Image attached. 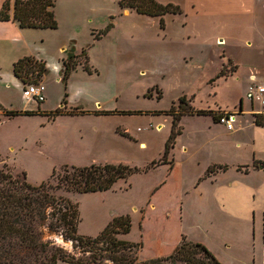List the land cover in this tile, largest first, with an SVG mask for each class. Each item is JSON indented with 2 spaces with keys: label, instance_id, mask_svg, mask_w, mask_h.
I'll list each match as a JSON object with an SVG mask.
<instances>
[{
  "label": "rangeland",
  "instance_id": "1",
  "mask_svg": "<svg viewBox=\"0 0 264 264\" xmlns=\"http://www.w3.org/2000/svg\"><path fill=\"white\" fill-rule=\"evenodd\" d=\"M195 1L191 10L207 27L195 25L197 19L194 25H184L183 17L177 16L165 20V33L154 17L133 15L117 16V28L98 39L94 38L97 29L81 28L73 38L79 63L68 76L66 106L111 113L48 119L45 115L8 117L0 112V168L38 184L62 165L121 162L137 167L138 171L108 191L57 192L77 203L78 233L95 235L110 216L128 214L132 228L124 238L142 242V259L167 255L181 234L209 246L222 264H263L264 172H236L241 164L234 154L237 150L231 148L223 158L216 143L234 137L223 126L208 128L209 116L182 117L181 133L170 141L171 117L162 111L176 104L179 96L189 98L193 93L196 97L190 104L195 107L206 108L216 101L230 109L252 82L249 74L264 84V0ZM186 2L183 8L190 13ZM182 3L179 0L180 7ZM57 26L53 31L31 30L29 50L49 61L58 56L57 44L67 41L69 30L63 22ZM131 27L142 34L131 33ZM12 46L0 42V103L8 110L27 101L35 107L36 101L22 99V82L11 71ZM221 48L225 56L220 59L236 61L238 71L215 83L213 97L202 77L219 62L221 52L217 56L214 52ZM82 49L95 70L90 75L82 68ZM45 76L43 82V76L28 73L24 84L40 81L45 85L41 106L50 112L60 106L63 83L53 73ZM262 95L256 94L254 108L261 106ZM243 101L249 108V101ZM226 165L216 181L208 178V166L214 172ZM225 189L233 193L224 203L206 198L207 190ZM44 235L70 249V242L59 234L45 230Z\"/></svg>",
  "mask_w": 264,
  "mask_h": 264
},
{
  "label": "trees",
  "instance_id": "2",
  "mask_svg": "<svg viewBox=\"0 0 264 264\" xmlns=\"http://www.w3.org/2000/svg\"><path fill=\"white\" fill-rule=\"evenodd\" d=\"M118 6L132 8L137 13L159 17L179 13L180 7L172 2L158 0H119ZM11 20L22 28L54 29L57 21L54 14V0H4L0 6V21ZM112 23L99 30L94 38L105 35ZM82 68L87 73L95 72L88 64L87 52L82 49ZM78 54L70 46L61 59V82H65L79 63ZM233 70V69H232ZM13 75L25 83L27 74L41 77L46 73L43 61L33 57H22L13 63ZM66 92L61 106L43 113L48 119L58 115L77 114L83 111L63 108ZM184 95L178 97L164 114L171 116L169 140L173 141L181 133L180 118L185 114H211L217 118L220 112L194 110ZM0 112L5 116L36 115L37 111L7 110L0 104ZM109 114L110 111H101ZM253 122L264 126V111L253 113ZM167 150L165 149V153ZM153 164V161L151 162ZM264 166V163H261ZM253 167H257L254 162ZM221 168H225L222 166ZM264 168V167H263ZM209 167L207 172H211ZM139 168L124 163H90L84 166L62 165L53 169L48 180L38 184L29 183L24 177L18 178L0 168V264H222L202 243L191 241L180 235L175 247L167 255L142 259L139 251L142 242H130L124 236L130 231L131 220L128 214L112 217L94 236L78 233L80 221L77 203L69 197L57 193L59 190L74 193L102 192L113 189L118 180H126ZM247 170L246 167L244 169ZM48 230L59 234L70 242V249L45 237ZM261 241L264 264V211L261 218Z\"/></svg>",
  "mask_w": 264,
  "mask_h": 264
},
{
  "label": "crops",
  "instance_id": "3",
  "mask_svg": "<svg viewBox=\"0 0 264 264\" xmlns=\"http://www.w3.org/2000/svg\"><path fill=\"white\" fill-rule=\"evenodd\" d=\"M3 1L4 0H0V6H1V3ZM118 1L119 0H54V14H55V18H56L57 25H58L57 28H59L61 26V23L63 22L64 26L69 30V32L67 35L68 36L67 41L64 42L65 40H61V42H59V44H57L58 56L56 55L50 61L47 59H44L38 53L33 54V52L31 50H29L30 47H29V40L28 39H29L30 35L32 34V33H30V31L35 30V29H41V28H22V27H19L16 22L11 21V20L0 21V42H3L5 44H6V42H11L13 45L9 49L11 54H12V59H11V63H10L11 71H12L13 63L15 61H17L19 58L33 57L37 60L43 61L45 64L46 73L42 75L43 76V82L46 78L45 75L47 74V72L53 73L58 79H61V69H62L61 59L63 57H65L66 51L70 46L73 47V52H74V54L77 55V52L75 51V47L73 45V43L75 42L73 38L75 37V34H77L80 31L81 28H83V30L84 29L86 30L88 28H93L94 30L97 29V32H98L99 30L103 29L107 25V23L111 22L112 27L110 28V30H113V29L117 28V18H116L117 16L122 17V19H124L125 17L133 16V15H134V18H139V19H141L143 17H154L158 21V26H159V17L140 14V13H137L132 8H122L121 9L118 6ZM158 1L161 3L172 2L174 4H177L180 7L179 0H158ZM182 2L183 3L180 7L181 12H179V13H165L161 16L162 20H163V25H162V27L159 26V28L162 31H164L165 33L167 31V28H168L167 25L165 24V20L167 18H170V17L174 18L177 16H182L183 20H184V25H187L188 23H191L190 25H194L195 20L197 19V16H196L197 13H196V11L192 12L191 9H194L196 7L195 6L196 1L195 0H188V3L186 2V6H187V4H189L190 13L185 12L186 7L183 8L184 0H182ZM199 7L201 10L205 11L203 8V5H200ZM222 9L225 11L228 10L227 7H222ZM201 19H207V18L201 17ZM208 21L212 22V20H208ZM195 25H197L199 27H204V26L207 27L206 22L204 24H201L200 19H197ZM55 29L56 28H54V29L44 28L42 30H48V31L52 30L53 31ZM130 32L142 34V31L140 29H136V27H131ZM165 33H164V35H166ZM216 41H222V39H217ZM248 43H250V42H248ZM220 52H221V54L218 55V53H220ZM224 52H225L224 48H221V50H218V49L215 50L214 53H216V56L218 55L219 62L217 64L213 63V66H212L213 68H212L211 72L202 77V81H204L205 83L210 85V92H211V95L213 97L216 96V94H217V92H216L217 85H215V83L220 81V80H226L227 77L232 76L233 74H236L238 71V65L235 64L236 61H234L228 57L225 60L220 59L221 57L225 56ZM12 73H13V71H12ZM92 73H87V74L90 75ZM249 78L252 79V82L249 85H263L264 86V84H262L261 82L256 83L255 81H253V78H254L253 74H249ZM67 80H68V78H67ZM67 80L65 82V89L63 86L62 98H63L64 92H66V89H67V87H66L67 86ZM60 82H61V80H60ZM23 84L24 83H22L21 85L23 86ZM248 86L245 89V93L247 91ZM67 95H69V93L67 94V92H66V96ZM44 96H45V85H44ZM184 96L187 98L186 95H184ZM262 96H261V100H260L261 106L259 108H254V106H253V103L258 100V97H256V94H254V96L251 99L247 98L244 94L241 97L239 96L238 104L229 109L226 106H222L220 103H218L216 101L213 102V103H215L214 105L207 106L206 108L195 107L194 105L190 104V101L193 97H196V95H195V93L189 94V98H187V99H190V100L188 103L192 106V108L194 110H209L212 112H229L230 111V113L234 116V123L237 122V119H238V123L236 125H234L233 129H231V130L227 129L224 124L218 122V120H217L218 116H217V118H213L211 114H196V113L185 114V115H182L180 119H182V117H185V116H196V117L209 116L211 118V122L209 121L210 125H208V128H211V126H214V127L223 126L227 131H230V134H232V136L234 137L233 140L222 138V140H219L216 142L218 145L221 146L222 157L223 158L228 157L229 151L231 148L234 150L236 149L237 152H235L234 154L237 155V159H239L238 163H241L240 165H237V167H241V169H238L236 167V169H235L236 172H240L241 174H246V175H254L258 172H264V168H260V165H263L261 163H264V126L256 125L253 122V116H252L253 113H261L264 111V97H262ZM62 98H61V100H62ZM243 98H246L249 101V103H250L249 108L244 107ZM44 101H45V98H44ZM43 102L37 103V106L32 107L29 105L30 103L27 101V102H25V104H20V108H15V109H10V110L37 111L38 113H42V114H36V115H43V113H46V111H47L45 108H43L41 106ZM94 102H97V99H95ZM66 103L63 105L64 109L70 110L73 108V107L67 108ZM61 105L62 104L60 102V106ZM76 108L83 111L82 113H90L93 115H101V113H99V112L105 111V110H100V109L84 110V109H81L79 107H76ZM82 113H77V114H82ZM102 115H105V114H102ZM141 144H144V143L141 141V142H139V145H141ZM254 162L257 164V167L252 166ZM242 163H245V164H242ZM210 166H208V168ZM226 167H227V165L225 166V168ZM245 167L247 169L246 171L244 170ZM219 168L220 169L218 171L208 172L209 173L208 178L209 179L213 178V180H212L213 182L217 180V178L220 174L225 172V169H222L221 167H219ZM199 189L205 193V190L202 187ZM244 189H246V187H244ZM232 193H233V191L230 189H225V190H222L221 192L219 190H215V191H211V190L208 191L207 190L206 198H212V199H214V202H216V203H221V202L224 203L225 202L224 200L226 198H228L229 194H232ZM199 195L202 196V193H199ZM116 215H120V214H116ZM116 215L110 216L108 218V220H106L104 225L112 217H114ZM104 225L102 226V228L104 227ZM131 228H132V224H131ZM89 236H91V235H89ZM92 236H94V235H92ZM185 238H186V236H185ZM179 239H180V236L178 238V241H179ZM128 241L135 242V241H131V240H128ZM178 241L176 242V244L178 243ZM261 244H262V241H261ZM175 245L173 246V248L175 247ZM205 246L209 250H211L209 248V246H207V245H205ZM211 252H212V250H211ZM262 252H263V249H262ZM213 255H215V253H213Z\"/></svg>",
  "mask_w": 264,
  "mask_h": 264
},
{
  "label": "built area",
  "instance_id": "4",
  "mask_svg": "<svg viewBox=\"0 0 264 264\" xmlns=\"http://www.w3.org/2000/svg\"><path fill=\"white\" fill-rule=\"evenodd\" d=\"M264 86L263 85H249L245 96L251 99L254 94H263ZM22 99L34 100L37 103H41L44 101V84L42 82L35 83H26L22 86L21 90ZM219 123L225 125V127L229 130L234 127V116L230 112H220L217 118Z\"/></svg>",
  "mask_w": 264,
  "mask_h": 264
},
{
  "label": "water",
  "instance_id": "5",
  "mask_svg": "<svg viewBox=\"0 0 264 264\" xmlns=\"http://www.w3.org/2000/svg\"><path fill=\"white\" fill-rule=\"evenodd\" d=\"M264 166L263 165H260V168H263Z\"/></svg>",
  "mask_w": 264,
  "mask_h": 264
},
{
  "label": "bare ground",
  "instance_id": "6",
  "mask_svg": "<svg viewBox=\"0 0 264 264\" xmlns=\"http://www.w3.org/2000/svg\"><path fill=\"white\" fill-rule=\"evenodd\" d=\"M140 146H142V147H143V146H144V144H141Z\"/></svg>",
  "mask_w": 264,
  "mask_h": 264
},
{
  "label": "flooded vegetation",
  "instance_id": "7",
  "mask_svg": "<svg viewBox=\"0 0 264 264\" xmlns=\"http://www.w3.org/2000/svg\"><path fill=\"white\" fill-rule=\"evenodd\" d=\"M26 80H28V77H27V79H25V81H26Z\"/></svg>",
  "mask_w": 264,
  "mask_h": 264
}]
</instances>
